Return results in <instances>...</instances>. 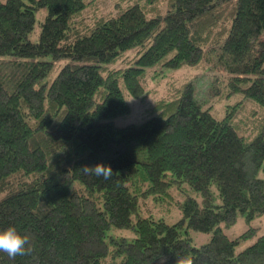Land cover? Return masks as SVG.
Segmentation results:
<instances>
[{"label": "trees", "instance_id": "1", "mask_svg": "<svg viewBox=\"0 0 264 264\" xmlns=\"http://www.w3.org/2000/svg\"><path fill=\"white\" fill-rule=\"evenodd\" d=\"M111 2L0 0V264H264V0Z\"/></svg>", "mask_w": 264, "mask_h": 264}, {"label": "rangeland", "instance_id": "2", "mask_svg": "<svg viewBox=\"0 0 264 264\" xmlns=\"http://www.w3.org/2000/svg\"><path fill=\"white\" fill-rule=\"evenodd\" d=\"M100 6H101V9L108 11L110 9V7L112 6V2H111V0H101ZM46 14H47L46 8H42L37 12V24H36L35 29L31 32V36H32L31 39L32 40H38L39 30H40V21H42L45 18ZM213 62H215V61H213ZM215 64L217 65V67H219V65L217 63H215ZM185 70H187V72ZM197 70H198L199 74L201 71H203V70H199V69H197ZM162 74H165V75H163L165 77L160 78L161 77V75H160L159 77L153 78L155 82L157 80H160V81H163V83L157 84L156 86H151L153 89H156V87H157L158 90H154V93L152 92L149 95L148 102L154 96H157L158 93H160L161 91L163 93L166 89H168V85L170 84L171 81L178 82L180 80H183L185 78V76L189 75V68H186V67L180 68V69H171V68L168 69L167 68V69H165L164 73H162ZM206 74H207V76H209L210 72L208 73V71H207ZM206 74L201 73L202 77L206 76ZM202 77H200V78L196 77V84L198 85V87H201ZM129 100L133 104L135 101V98L131 97V98H129ZM133 105H135V104H133ZM141 105L139 102H137L136 107L140 108ZM222 115H223V113H222ZM142 120L143 119H141V117H139L135 113V111L133 110L130 114H125V115H121V116L117 117L116 123L119 125H125V124L130 123V122H134V121L140 122ZM178 217H180V216L173 217V216H171V214L166 216V218L169 221H175ZM250 225L260 226L261 232H263L264 231V215L256 217L251 222H248L242 214H239L237 221L234 224H232L231 226H229L228 228H226L225 230L230 236H236V235L240 234L242 231H244ZM192 234L194 237L193 240L196 243V245H201L203 242L208 241V239L211 236L210 232H203V231H198V230H193Z\"/></svg>", "mask_w": 264, "mask_h": 264}, {"label": "clouds", "instance_id": "3", "mask_svg": "<svg viewBox=\"0 0 264 264\" xmlns=\"http://www.w3.org/2000/svg\"><path fill=\"white\" fill-rule=\"evenodd\" d=\"M81 169L85 175H95L103 177L105 180L110 179L113 175L111 166H106L103 162L97 163L94 167L85 165ZM29 239L27 234H21L14 226H10L0 231V252L6 253L12 259L17 255H28L33 250ZM162 260L166 261V257H162ZM176 264H194V261L190 255L182 256L177 259Z\"/></svg>", "mask_w": 264, "mask_h": 264}]
</instances>
